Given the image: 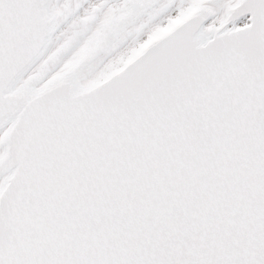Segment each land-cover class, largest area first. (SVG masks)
Here are the masks:
<instances>
[{
    "label": "snow or ice",
    "instance_id": "6c2138e0",
    "mask_svg": "<svg viewBox=\"0 0 264 264\" xmlns=\"http://www.w3.org/2000/svg\"><path fill=\"white\" fill-rule=\"evenodd\" d=\"M0 264H264V0H0Z\"/></svg>",
    "mask_w": 264,
    "mask_h": 264
}]
</instances>
